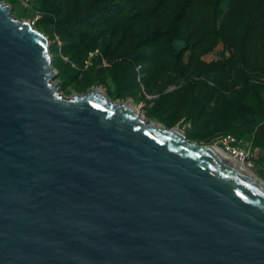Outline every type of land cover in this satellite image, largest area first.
Returning a JSON list of instances; mask_svg holds the SVG:
<instances>
[{
  "label": "water",
  "instance_id": "1",
  "mask_svg": "<svg viewBox=\"0 0 264 264\" xmlns=\"http://www.w3.org/2000/svg\"><path fill=\"white\" fill-rule=\"evenodd\" d=\"M57 77L0 1V264H264V186Z\"/></svg>",
  "mask_w": 264,
  "mask_h": 264
},
{
  "label": "rangeland",
  "instance_id": "2",
  "mask_svg": "<svg viewBox=\"0 0 264 264\" xmlns=\"http://www.w3.org/2000/svg\"><path fill=\"white\" fill-rule=\"evenodd\" d=\"M0 1L47 38L65 97L96 87L112 101L131 103L150 123L219 146L264 180V0H222L217 12L196 1L184 20L187 39L173 33L180 11L174 3L131 26L118 47L112 24L64 29L91 0ZM228 134L251 145L244 161L224 148Z\"/></svg>",
  "mask_w": 264,
  "mask_h": 264
},
{
  "label": "trees",
  "instance_id": "3",
  "mask_svg": "<svg viewBox=\"0 0 264 264\" xmlns=\"http://www.w3.org/2000/svg\"><path fill=\"white\" fill-rule=\"evenodd\" d=\"M196 1L198 0H91L83 12L65 22L64 29L71 32L90 24H112L117 33L118 47L125 41L131 26L155 19L171 4L179 3L180 11L173 19V33L178 38L187 39L190 33L184 27V20ZM203 1L217 12L222 0ZM152 43L148 46L155 45ZM170 51L168 54H173L174 50ZM181 53L176 56L178 59L182 57Z\"/></svg>",
  "mask_w": 264,
  "mask_h": 264
},
{
  "label": "bare ground",
  "instance_id": "4",
  "mask_svg": "<svg viewBox=\"0 0 264 264\" xmlns=\"http://www.w3.org/2000/svg\"><path fill=\"white\" fill-rule=\"evenodd\" d=\"M124 104L125 106L129 107L132 111H134L136 114L144 118L137 109L131 104V103H120ZM156 125H160L155 123ZM170 131L175 128H168ZM176 130L180 131L178 128ZM183 134V138H187V136L180 131ZM198 145V144H197ZM200 146V145H198ZM205 147H208L214 154L220 156L221 158L225 159L231 166L236 168L239 172L249 175L251 178H253L255 181H257L260 185L264 186V180L257 176L255 173H253L251 170H249L241 161L235 159L230 154H228L226 151H224L222 148L216 145H206Z\"/></svg>",
  "mask_w": 264,
  "mask_h": 264
},
{
  "label": "built area",
  "instance_id": "5",
  "mask_svg": "<svg viewBox=\"0 0 264 264\" xmlns=\"http://www.w3.org/2000/svg\"><path fill=\"white\" fill-rule=\"evenodd\" d=\"M222 143L227 151H232L236 155L239 154L242 156L243 161L251 154V145L246 146L244 140L239 141L230 134L223 137Z\"/></svg>",
  "mask_w": 264,
  "mask_h": 264
}]
</instances>
